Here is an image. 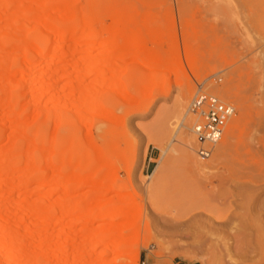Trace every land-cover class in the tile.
<instances>
[{
	"label": "rangeland",
	"instance_id": "374dc122",
	"mask_svg": "<svg viewBox=\"0 0 264 264\" xmlns=\"http://www.w3.org/2000/svg\"><path fill=\"white\" fill-rule=\"evenodd\" d=\"M4 2L0 158L18 170L0 173V226L7 229L0 264H264V0ZM53 3L69 6L48 16L75 36L57 52L56 31L38 20L40 7ZM95 19L88 40L82 25ZM100 24L107 26L98 31ZM109 25L118 31L111 44ZM122 45L126 55L105 64ZM76 84L99 87L98 96L86 97L99 108L84 107L80 97L71 109ZM198 87L235 109L205 161L196 155L188 111ZM184 132L206 170L185 159ZM26 165L31 172L17 173ZM63 197L73 211H48L44 224L39 212L25 211L64 204Z\"/></svg>",
	"mask_w": 264,
	"mask_h": 264
},
{
	"label": "bare ground",
	"instance_id": "6f19581e",
	"mask_svg": "<svg viewBox=\"0 0 264 264\" xmlns=\"http://www.w3.org/2000/svg\"><path fill=\"white\" fill-rule=\"evenodd\" d=\"M0 1H1V0H0ZM46 1H52V0H46ZM3 2H4V0L2 1V3L0 2V7H2V6L5 5V4H4L5 2H4V3H3ZM2 4H4V5H2ZM59 4H60V3H59ZM51 5H52V6L49 7V8L45 7L44 4H43L42 6L40 5L41 7L39 6L40 9H39L38 13H39V14L41 13V14H40L41 17L39 16V19H38V20H39V23L43 26V28L47 27V29L51 28V30L53 29V30L56 31L55 37H56V35H57V40H56V41L58 42V45H57V48H56L55 51L57 52L58 49H60V50H61V49H64V48H65V44H67L69 40L71 41L72 38H75V36L72 37V31H71L70 29H69V31H66V30H65V31H60V30H58L59 28L57 29V26H56L57 23L54 22V21L48 16V14L50 13V11H53V10H55V9H56V10H60V9H61V10H63V12H64L65 10H67V7H69V6L65 7V6H63L64 4L62 5V3H61V5H55V3H53V4H51ZM5 6H6V5H5ZM9 6H10V5H9ZM53 6H54V7H53ZM3 10H4V8H3ZM36 10H38V9H36ZM67 11H68V10H67ZM110 20H111V19H110ZM110 20H109V21H110ZM62 21H63V20H62ZM65 21H66V20H65ZM65 21H63L64 24L66 23ZM99 21H100V20H99ZM111 21H112V20H111ZM114 21H115V20H114ZM108 23H109V22H108ZM112 23L115 24V22H113V21H112L110 24H112ZM148 23H149V22H148ZM68 24H69V23L67 22L65 25L69 26ZM82 24H83V23H82ZM82 24H81V25H82ZM96 24L99 25V22H96V19H95V21H94L93 23H92V22H87V23H84V25H82V27L85 26L84 28L87 30L86 37L88 38V40L91 39V38H89L87 35H90V37H93V36H91V33H96V31L94 30V29H95L94 26H95ZM101 25H106V24H100V26H99L100 28L97 27V28H98V31H99V29H102V28H103V27H101ZM116 25H117V24H116ZM116 25H109V26H108L109 28H114V29H111L112 32H110V35H109V36H111V37H110L111 39H109V40H112V42H111V41H108V42H109V43L107 42L108 44L115 43L113 40H116V39H117V36H116V38H112V37H114V36H113V33H114L113 31H115L116 28H117ZM106 26H107V25H106ZM70 28H71V27H70ZM109 28H107V29H108L107 32L110 31ZM45 29H46V28H45ZM49 30H50V29H49ZM72 30H73V29H72ZM44 31H45V30H44ZM46 31H47V30H46ZM46 31H45V32H46ZM70 31H71V32H70ZM116 31H117V30H116ZM116 31H115V32H116ZM88 32H89V33H88ZM90 32H91V33H90ZM108 33H109V32H108ZM119 33H120V32H119ZM116 34H118V31L116 32ZM73 35H74V34H73ZM86 37H85V39H86V42H87L88 40H87ZM93 38H94V37H93ZM55 39H56V38H55ZM127 40H128V38H127ZM70 41H69V42H70ZM90 41H91V40H90ZM116 41H117V40H116ZM123 41H125V40H123ZM84 42H85V41H84ZM127 42L130 43L129 40H128ZM129 43H128V45H129ZM132 43H133V42H132ZM132 43H130V44L132 45ZM0 44L2 45V42H1ZM30 44H31V43H30ZM32 44H33V43H32ZM125 44H126V42H125L123 45H125ZM1 45H0V46H1ZM123 45H122V46H123ZM29 46H31V45H29ZM122 46H121V48H117V49L115 48V49L118 50V51H120L119 49H122ZM136 46H137L136 44H135V46H134V44H133V49L136 48V49H134V51L136 50L135 52H137L138 49H140V50H138V52H140V51H142V49L146 48V51H145V49H144V50H143V53L145 52V54H146V52H147V55H148V56L150 55V53H153V51L150 50L151 48L148 49V48L145 46L144 48L142 47V49H141L140 46H139L140 48H139V47H136ZM32 47H34V46H32ZM36 47H37V46H36ZM119 47H120V46H119ZM29 48H31V47H29ZM29 48H28V49H29ZM123 48H124V46H123ZM32 49H33V48H32ZM36 49H37V48H36ZM30 50H31V49H30ZM33 50H34V49H33ZM38 50H39V48H38ZM38 50H37L36 53H38ZM122 50H123V49H122ZM122 50H121V52H120L119 54H117V53L114 52V53H112L111 55H110L109 52H107V51H109V50H107L106 53H107V54L109 53V54H108L109 57H107V59H104V60H106V61H105V64L107 63V60L109 61L108 64H111V65H112V63L114 64V62H115L114 59H116V61H118L120 57L123 58V56H124L123 53H125V55H126V52H125V48H124V51H123V52H122ZM134 51H133V53H134ZM34 53H35V52H34ZM39 53H41V51H40ZM148 53H149V54H148ZM36 55H37V54H36ZM37 56H39V55H37ZM104 56H105V58H106L107 55H104ZM117 57H118V58H117ZM103 58H104V57H103ZM112 58H113V60H112ZM148 58H149V57H148ZM40 59H41V58H40ZM151 59H152V58H149V60H150L152 63H153L154 61H155V62L157 61L156 63L160 64V63H161V60H162L163 58H162V59H157V58H156V60H154V58H153V59H152L153 61H152ZM104 60L99 59V60H98V61H99L98 63H100L101 61H104ZM120 60H121V58H120ZM158 60H159V61H158ZM150 61H149V63H151ZM163 61H165V60L163 59ZM171 61H172V60H171ZM110 62H111V63H110ZM159 62H160V63H159ZM175 62H176V61H175ZM115 63H116V62H115ZM93 64H94V63H93ZM105 64H103V65H105ZM163 64H164V63H163ZM114 65H115V64H114ZM114 65H112V66H114ZM90 66H91V65H90ZM96 66H97V65H95L94 70H92L93 72H95L96 70H98V69L96 68ZM160 66H161V64H160ZM162 66H163V65H162ZM25 67H26V66H25ZM84 67H85V69H88L89 66L84 65ZM84 67H83V68H84ZM150 67H151V66H150ZM95 68H96V70H95ZM91 69H92V67H91ZM92 71H91V72H92ZM79 83H80V82H79ZM102 83H104V82H102ZM116 83H118V82L116 81ZM116 83H114V84L116 85ZM71 84H72V83H71ZM114 84H112V86H114L115 89H116V90L114 89V90H115L114 92H117V93H118L119 90H122L123 87H121V86H122L121 83H119L120 86H119V85H116V86H118V88H116V86H115ZM101 85H102V84H101ZM65 86H66V85H65ZM97 86H98V84H97ZM99 86H100V85H99ZM72 87H73V90H72V88H71V90L73 91L72 93H74L73 95H75V93H76V94L78 93L77 95H75L76 98H77V97H79V98L81 97L82 99H83L84 97H85V98H86V97L89 98V97H90V96H88L89 92H94V93H95L96 90H97L96 94H97V96H98V90H99L98 88H99V87L97 88L96 86H91V87H94L95 89H94V88H91V87H88V89H86V90H88V92H85L86 90H85V91L83 90V89L85 88V86H84V88H83V85L81 86V84H80V85H79V84H76V85H73ZM100 87H101V86H100ZM105 87H106V86H105ZM86 88H87V87H86ZM89 88H90V91H89ZM101 88H103V87H101ZM101 88H100V90H101ZM119 88H120V89H119ZM91 89H92L93 91H92ZM69 90H70V89H69ZM102 90H103V89H102ZM102 90H101V91H102ZM82 91H84V93H83ZM101 91H100V92H101ZM70 92H71V91H70ZM80 92H81V93H80ZM122 92H123V91H122ZM72 93H71V95H70L71 98L74 97V96L72 95ZM87 93H88V94H87ZM94 93H93V94L91 93V98H93V96L95 95ZM119 93H120V92H119ZM119 93H118V95H120ZM80 94H81V95L83 94V96H80ZM84 94H86V96H84ZM126 94H127V93H126ZM92 95H93V96H92ZM70 96H69V97H70ZM125 97H126V96H125ZM79 98H78L77 100H76L75 98H72V99L69 98V99H70V100H69L70 102H72L73 99L75 100L74 103H73V102L71 103V109H73L72 106H74V104L76 105V103L78 104V102H80V101L83 102L84 99L82 100L81 98H80V99H79ZM88 98L85 99V102H83V103H79V104H82L84 107L88 108V107H89L88 103H89V101H90L89 104H91V105L93 104V107H94V105H96L95 108H99L98 105L94 102V99H95V98L93 99V102H94L95 104L92 103V99H89V100H88ZM124 99H125V98H124ZM188 99H189V98H188V94H187L186 92L183 93L182 96H181V98H180V100H179L178 103H177V110H178L179 113H183V111H184V109H185V106H186V104H187V102H188ZM87 100H88V101H87ZM76 101H78V102H76ZM95 101H96V100H95ZM97 101H98V100H97ZM97 101H96V102H97ZM97 103H98V102H97ZM99 103H100V102H99ZM79 104H78V105H79ZM78 105L74 106V109L79 108V107H77ZM91 105H90V106H91ZM83 106H81V107L84 108ZM99 106H100V108H101V105H99ZM67 107H69V108H68V109H67V108H64V109L70 110V105L67 106ZM75 107H76V108H75ZM102 107H103V106H102ZM62 108H63V107H62ZM95 108H93V110H94ZM74 109H73V110H74ZM102 110L104 111V109H102ZM71 111H72V110H71ZM71 111H70V112H71ZM99 111H100V109H99ZM99 111H96V112H99ZM103 111H102V112H103ZM100 113H101V112H100ZM58 115H59V114H58ZM58 117H59V116H58ZM58 119H59V118H58ZM177 122H178V121H177ZM17 123H18V122H17ZM15 125H16V124H15ZM15 125H14V126H15ZM20 127H21V125H20ZM14 128H15V127H14ZM20 130H21V129H20ZM20 130H19V131H20ZM16 131H17V130H16ZM16 131H15V132H16ZM12 132H13V131H12ZM21 132H22V131H21ZM18 133H19V132H18ZM34 135H35V134H34ZM11 136H12V134H11ZM13 137H15V136H13ZM12 140H13V139H12ZM178 140H179V142L181 143V145H182L183 148H184L183 151H184L185 159L187 160V162H188V164L191 166V168L194 169V170L197 171V172H202V171L206 170V169H207V165L204 164V163H201V162L197 161V160L195 159V157H193V155L187 150V148H189V146L191 145V142H190V140L188 139L187 134H186L185 132L182 133V134L178 137ZM15 141H16V140H15ZM30 141H31V140H30ZM12 142H13V141H12ZM12 142H11V143H12ZM51 142H52V140H51ZM33 146H35V145H33ZM39 147H40V146H39ZM5 148H6V147H5ZM40 148H43V147L41 146ZM8 149H9V148H8ZM34 149H35V148H34ZM3 150H4V149L2 148V151H3ZM39 150H40V149H39ZM41 150L44 151L45 149H41ZM6 151H7V150H6ZM32 152H33V151H32ZM0 153H1L0 155H2L3 152H0ZM30 153H31V152H30ZM222 153H223L222 151H219V152L217 153V157H218V156H221ZM28 154H29V153H28ZM28 154H27V157H26L27 160L29 159V155H28ZM51 154H52V153H51ZM95 154H96V153H95ZM30 155L32 156V154H30ZM3 156H4V155H3ZM6 156H7V155H6ZM25 156H26V155H25ZM49 156H50V155H49ZM98 156H99V155H98ZM100 156H101V155H100ZM0 157H1V156H0ZM4 158H7V157H4ZM33 158H34V156H33ZM33 158H32V159H33ZM48 159H50V157H49ZM218 159H219V158H218ZM218 159H217V160H218ZM7 160H8V158L5 159V162H6ZM27 160H26L25 163H28V161L31 160V157H30V159H29L28 161H27ZM31 161H32V160H31ZM49 161H51V159H50ZM61 162H62V161H61ZM3 163H4L3 158H0V173L4 170L3 167L5 168V164H7V163H5V164H3ZM29 163H32V162H29ZM32 164H33V163H32ZM32 164H31V165H32ZM107 164H108V163H107ZM107 164H106V165H107ZM2 165H4V166H2ZM8 165H9V164H8ZM8 165L6 166L5 169H6V170L8 171V173L10 174L9 170H10L13 166L11 167V165H9V166H8ZM31 165H26V166H24V167H20L19 170H21V171H18L17 173H19V172H20V173H21V172L24 173L25 171H26V172H27V171H28V172H31V171H32V170H31L32 167H31V169L29 168V166H31ZM66 165H67V164H66ZM107 166H109V165H107ZM28 168H29V170H28ZM110 168H111V166H110ZM23 169H24V170H23ZM25 169H26V170H25ZM36 169H37V167H36ZM36 169H35V172H36ZM41 169H42V168H41ZM108 169H109V167H108ZM111 169H112V168H111ZM113 169H114V168H113ZM13 170H18V169H17V168H16V169H13V168H12V171H13ZM30 170H31V171H30ZM26 172H25V173H26ZM28 172H27V173H28ZM33 173H34V170H33ZM1 174H2V173H1ZM6 174H7V173H6ZM29 174H32V173H29ZM52 175H53V174H52ZM52 175H51V177H52ZM54 175L56 176L57 174H54ZM54 175H53V176H54ZM55 176H54V177H55ZM57 177H59V176H57ZM65 177H66V175H65ZM65 177H64V178H65ZM55 180H57V179H55ZM60 180H61V179H60ZM43 181H44V180H43ZM52 181L55 182V181H54V178H53ZM59 183H60V182H59ZM54 186L56 187L55 184H54ZM57 186H58V185H57ZM63 198H64V200H65V202H66V203H64V204H55V203H54V204H52V205L48 208V207H46L45 204H44V205H45V206H44V205H42V203H41V204L38 203V204L32 205L33 207L28 206V207L25 209V211H28L29 213H30V212H31V213H32V212H33V213L35 212V214H37V213L39 212V213L41 214L40 217L42 216V217L40 218V219H41L40 221H42V222H40V224H41V223L44 224V223H43L44 220H46V218L49 217V216H48V213H49L48 211L56 212L57 210H59V209H64V208L67 210L68 213L71 212V211H73V205H71V203L69 202V199H68L67 197H63ZM28 204H29V203H28ZM63 205H64V206H63ZM49 214H50V213H49ZM30 215H31V214H30ZM51 215H52V214H51ZM36 216H38V215H36ZM125 216H126V215H125ZM107 217H108V216H107ZM100 218H101V217H100ZM62 221H63V220H62ZM131 226H132V225H131ZM129 227H130V226H129ZM5 228H6L5 225H1V226H0V232H1V233H4V232L7 230V229H5ZM1 233H0V234H1ZM120 236H121V235H120ZM5 241H6V240H5ZM16 241H17V240H16ZM124 243H125V242H124ZM127 243H128V241H127ZM15 244H16V243H15ZM125 244H126V243H125ZM2 247H4V246H2ZM2 247H1V248H2ZM4 248H5V247H4ZM16 250H17V249H16ZM59 250H60V249H59ZM62 251H63V250H62ZM113 251H117V250H114V249H113ZM117 252H118V251H117ZM16 254H18V253H16ZM16 256H17V255H16ZM1 257H2V256H1Z\"/></svg>",
	"mask_w": 264,
	"mask_h": 264
},
{
	"label": "built area",
	"instance_id": "2783aa9c",
	"mask_svg": "<svg viewBox=\"0 0 264 264\" xmlns=\"http://www.w3.org/2000/svg\"><path fill=\"white\" fill-rule=\"evenodd\" d=\"M188 111L194 119L191 132L196 142V155L203 161L208 160L222 140L227 125L235 115V109L198 87Z\"/></svg>",
	"mask_w": 264,
	"mask_h": 264
},
{
	"label": "crops",
	"instance_id": "0c3cea01",
	"mask_svg": "<svg viewBox=\"0 0 264 264\" xmlns=\"http://www.w3.org/2000/svg\"><path fill=\"white\" fill-rule=\"evenodd\" d=\"M146 264H195L186 260H173L171 262L156 263L154 260L145 259Z\"/></svg>",
	"mask_w": 264,
	"mask_h": 264
}]
</instances>
